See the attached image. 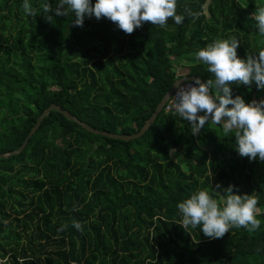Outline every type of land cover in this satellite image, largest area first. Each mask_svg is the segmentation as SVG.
I'll use <instances>...</instances> for the list:
<instances>
[{"label": "trees", "instance_id": "trees-1", "mask_svg": "<svg viewBox=\"0 0 264 264\" xmlns=\"http://www.w3.org/2000/svg\"><path fill=\"white\" fill-rule=\"evenodd\" d=\"M23 2L0 0L2 153L23 143L50 104L95 129L134 133L176 78L214 79L195 60L214 40L236 36L241 58L264 50L252 16L264 0H246L251 15L241 17V0H177L181 24L173 18L163 27L144 22L131 34L108 18L86 17L75 26L73 12L50 13L49 22L44 0H30L37 15H25ZM49 2L55 7L58 0ZM175 60L187 63L182 75ZM232 87L246 102L254 91L256 98L264 94L255 84ZM92 107L96 115H87ZM191 127L162 109L140 137L125 141L89 132L50 110L20 153L0 158V262L264 264V161L241 157L234 133L226 137L222 125L209 121L199 135ZM173 148L179 149L175 159ZM229 186L258 199V230L232 227L210 239L202 226L186 231L178 224L180 202L207 190L223 207ZM63 224L68 228L58 232Z\"/></svg>", "mask_w": 264, "mask_h": 264}, {"label": "clouds", "instance_id": "clouds-1", "mask_svg": "<svg viewBox=\"0 0 264 264\" xmlns=\"http://www.w3.org/2000/svg\"><path fill=\"white\" fill-rule=\"evenodd\" d=\"M41 7L49 22H54L50 13L67 16L73 12L75 26L82 27L86 17L108 18L126 34L133 33L144 22L163 27L169 18H173L176 24L184 20L183 14H177V0H96L95 4L92 0H58L55 7L49 0H44ZM22 8L25 15H37V9L30 0H24ZM188 14L192 13L188 11ZM252 16L259 33L264 35V8ZM239 44V39L231 36L216 39L199 50L196 58L208 66L207 71L213 74L214 79L210 78L206 83L198 77L193 82L186 79L178 81L173 107L191 124L193 135H199L209 121L222 125L226 137L234 133L236 149L241 157L264 161V99L246 102L241 95L233 96L232 87L255 84L264 90V50H260L258 55L248 54L241 58L237 54ZM213 89L216 94L211 95L210 90ZM233 187L223 189L227 193L223 207L207 190H200L180 202L177 207L182 220L178 224L186 231L189 227L202 226V232L210 239L222 238L232 227L245 228L249 233L258 230L261 225V220L257 219L260 214L258 199L254 195L234 192ZM73 210H78V207L74 206ZM72 226L78 231L84 230L78 220H73ZM67 228L68 224H63L57 231L63 232ZM0 264H6V261Z\"/></svg>", "mask_w": 264, "mask_h": 264}, {"label": "water", "instance_id": "water-1", "mask_svg": "<svg viewBox=\"0 0 264 264\" xmlns=\"http://www.w3.org/2000/svg\"><path fill=\"white\" fill-rule=\"evenodd\" d=\"M196 78L197 77L196 76H193V75H183V76H180V77L176 78L174 80V82L171 84V86L167 89V91L165 92V94L163 95V97L161 98V100L159 101V103L157 104L156 108L154 109V111L152 112V114L150 115V117L146 120V122L140 127V129L138 131H136L134 133H131V134H128V133L123 134V133H116V132L115 133H112V132H108V131H101V130L95 129L94 127L90 126L86 122L80 120L77 116H75L72 113H70L69 111L63 109L60 105L50 104L39 115V117L37 118L36 123L33 125V127L31 128V130L28 132V134H27L26 138L24 139L23 143L17 149H14L12 151H9V152H6V153L0 152V158L7 157L9 155H13V154L20 153L22 151V149L25 147V145L27 144L29 138L33 135V133L39 127V125H40L43 117L50 110H54V109L55 110H58L59 112H61L67 119L75 121L77 124H79L80 126H82L84 129H86L89 132H92V133H95V134H100V135L107 136V137H110V138L121 139V140H125V141L138 138L154 122V120L156 119V117L159 114V112L163 109V105L165 104V102L167 101V99L169 98V96L171 95V93L175 90V85L177 84V82L178 81H183L185 79L186 80H190V81H194ZM199 79L202 82L205 83L204 80H202L201 78H199ZM210 94H211V92H210ZM263 96H264V94L261 97L256 98V91H254L252 93L251 101H253V100L259 101Z\"/></svg>", "mask_w": 264, "mask_h": 264}, {"label": "rangeland", "instance_id": "rangeland-1", "mask_svg": "<svg viewBox=\"0 0 264 264\" xmlns=\"http://www.w3.org/2000/svg\"><path fill=\"white\" fill-rule=\"evenodd\" d=\"M242 1V3H243V6H242V8L240 9V11H239V14H240V17L242 16V15H246V14H248V15H251V11H249V9L247 8V6H246V0H241ZM254 27H255V24H251L250 25V27H249V29H250V31H251V34H253V32H254V30H252V28L254 29ZM185 70H187L186 68H184V71ZM186 72V71H185ZM184 72V73H185ZM96 113H97V111H96V109L95 108H88L87 110H86V114L87 115H96ZM192 145H193V147H194V149H196V141H193V143H192ZM195 151V150H194ZM194 153V152H193ZM102 154H106V153H102ZM177 155H179V149L178 148H173L172 150H171V156H172V158L173 159H175L176 157H177ZM87 170V168L86 167H83V172H85ZM220 200H221V202H223L225 199L223 198V197H220ZM260 209V211L263 209V207H261V208H259Z\"/></svg>", "mask_w": 264, "mask_h": 264}, {"label": "built area", "instance_id": "built-area-1", "mask_svg": "<svg viewBox=\"0 0 264 264\" xmlns=\"http://www.w3.org/2000/svg\"><path fill=\"white\" fill-rule=\"evenodd\" d=\"M188 82H193L190 80H187ZM176 89L171 93V95L169 96V98L167 99V101L165 102V104L163 105V111L167 114V115H179L176 111L175 108L173 107V101L175 100V93Z\"/></svg>", "mask_w": 264, "mask_h": 264}, {"label": "crops", "instance_id": "crops-1", "mask_svg": "<svg viewBox=\"0 0 264 264\" xmlns=\"http://www.w3.org/2000/svg\"><path fill=\"white\" fill-rule=\"evenodd\" d=\"M195 60H196V62H198L196 57H195ZM173 64H174V67L176 69L177 74H179V75H182L185 71L188 70L187 67H183L184 64H187L184 60H182L180 62L175 60ZM184 68H186L187 70L184 71Z\"/></svg>", "mask_w": 264, "mask_h": 264}]
</instances>
